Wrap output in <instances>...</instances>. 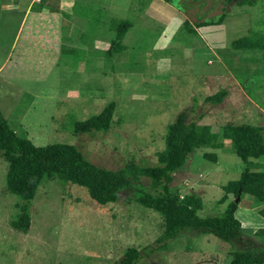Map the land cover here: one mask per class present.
<instances>
[{
	"label": "rangeland",
	"instance_id": "1",
	"mask_svg": "<svg viewBox=\"0 0 264 264\" xmlns=\"http://www.w3.org/2000/svg\"><path fill=\"white\" fill-rule=\"evenodd\" d=\"M237 1L74 0L61 22L38 13L44 4L21 20L25 0H0V63L13 43L0 69V112L34 145L74 144L87 160L109 169L126 160L156 164L165 126L181 110L187 119L200 115L197 123L218 135L227 122L264 127V56L230 47L250 29L264 30L258 23L264 0ZM114 18H127L131 27L120 42L125 49L110 57L104 50L114 36ZM202 21L211 24L196 26ZM223 89L220 102L204 101ZM109 100L115 108L107 131L73 135L63 124L70 116L81 120L97 113ZM219 141V148L188 154L169 183L180 196L200 197L199 216L222 209L224 203H216L221 186L245 167L230 141ZM5 167L0 158V264H115L127 247L147 252L138 264H229L231 251L264 246V236L253 233L264 227L256 206H237L234 216L243 233L231 243L192 229L155 242L161 215L131 201L132 189L99 205L83 187L55 180L38 185L23 233L9 225L19 200L5 189ZM251 167L264 170V156ZM138 183L147 185L148 179Z\"/></svg>",
	"mask_w": 264,
	"mask_h": 264
},
{
	"label": "trees",
	"instance_id": "2",
	"mask_svg": "<svg viewBox=\"0 0 264 264\" xmlns=\"http://www.w3.org/2000/svg\"><path fill=\"white\" fill-rule=\"evenodd\" d=\"M237 2L250 4L253 1ZM43 4L47 9L53 10L47 0H38L30 9ZM221 17L222 15L217 22H220ZM112 21L114 36L104 50L105 55L110 57L125 49L120 42L131 27L127 18H114ZM258 23L264 25L263 16ZM209 24L210 21H202L196 23V26ZM183 27L187 33H194V29L186 21H183ZM230 47L233 51H258L264 56V30L250 29L247 34L232 39ZM225 94L224 89L219 90L206 96L204 101L218 103ZM114 108V101L109 100L97 113L81 120H74L70 116L64 119L63 124L73 135L92 131L102 133L111 126ZM186 117L187 111L181 110L165 126L162 148L155 152L156 164L139 165L126 160L121 167L109 169L87 160L74 144L34 145L27 138L17 135L0 112V158L6 164L5 189L19 200L18 211L9 221L10 227L23 233L27 231L30 225L29 202L38 185L46 180H55L83 187L88 197L99 205L115 202L118 191L132 189L131 201L161 215L162 231L155 242L171 239L183 229L198 230L228 243L239 239L243 231L234 216L239 204L243 203L242 207L246 208L258 207L256 213L264 219V170H253L251 167L252 160L264 156V139L261 136L264 127L227 122L222 125L218 135L208 125L197 123L200 115L194 119ZM219 136L230 141L233 153L245 167L236 179L221 186L222 194L216 203H224L222 209L214 215L199 216L196 211L202 205L200 197L193 192L180 196L169 188V183L172 172L180 168L187 155L195 149L221 147ZM203 155L215 161L212 153ZM140 178L148 179V184L138 183ZM229 194L231 198H228ZM243 196L247 200H242ZM253 233L264 236V227ZM141 252L147 253L143 250ZM141 252L134 247H127L115 264H138ZM230 256L229 264H264V246L233 250Z\"/></svg>",
	"mask_w": 264,
	"mask_h": 264
},
{
	"label": "crops",
	"instance_id": "3",
	"mask_svg": "<svg viewBox=\"0 0 264 264\" xmlns=\"http://www.w3.org/2000/svg\"><path fill=\"white\" fill-rule=\"evenodd\" d=\"M78 1L84 2V0H78ZM36 2H37L36 0H25V9H24L23 15L21 17V20H23L26 17V15H28L31 12L30 6ZM72 2H74V0H47V3L48 4L50 3L53 10H49L47 8L46 9L44 8V9H41V11H39L38 13L49 14L50 16H58V18L62 22V17L60 16V14H61V12H63L62 14H65V15L68 14L69 15L71 12L70 6H71ZM35 13H37V12H35ZM18 30L19 29L17 28V31ZM11 46H13V43L10 44V47L8 50L9 52L7 51V55L4 57L3 61L0 63V69L4 65V63L6 62L7 57L11 55V49H10Z\"/></svg>",
	"mask_w": 264,
	"mask_h": 264
},
{
	"label": "clouds",
	"instance_id": "4",
	"mask_svg": "<svg viewBox=\"0 0 264 264\" xmlns=\"http://www.w3.org/2000/svg\"><path fill=\"white\" fill-rule=\"evenodd\" d=\"M36 1H38V0H36Z\"/></svg>",
	"mask_w": 264,
	"mask_h": 264
}]
</instances>
